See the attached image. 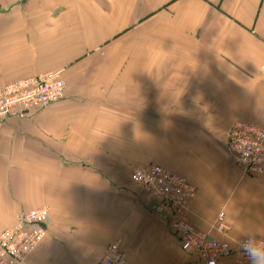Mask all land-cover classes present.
<instances>
[{"label": "crops", "instance_id": "crops-1", "mask_svg": "<svg viewBox=\"0 0 264 264\" xmlns=\"http://www.w3.org/2000/svg\"><path fill=\"white\" fill-rule=\"evenodd\" d=\"M263 59L264 0H0V87L66 82L61 101L0 120V233L43 206L26 264H97L115 238L131 264H204L132 181L150 163L195 184L196 228L232 244L264 230V173L228 147L235 122L264 127Z\"/></svg>", "mask_w": 264, "mask_h": 264}, {"label": "built area", "instance_id": "built-area-1", "mask_svg": "<svg viewBox=\"0 0 264 264\" xmlns=\"http://www.w3.org/2000/svg\"><path fill=\"white\" fill-rule=\"evenodd\" d=\"M262 75L264 77V59ZM65 90L66 82L59 70L10 82L0 87V120L18 109L30 111L57 103L64 98ZM228 147L235 164L246 174L264 173V127L244 121L235 122L228 132ZM131 179L171 208V226L182 249L195 262L219 264L224 259H231L235 264H249L240 249V243L246 237L232 244L196 228L190 222L188 214L197 195V187L185 176L170 167L150 163L133 168ZM50 223L47 207L22 212L13 226L0 233V264H26L35 250L43 248ZM215 228L221 232L229 228L223 211L218 215ZM98 264H131L120 239L107 245Z\"/></svg>", "mask_w": 264, "mask_h": 264}, {"label": "clouds", "instance_id": "clouds-1", "mask_svg": "<svg viewBox=\"0 0 264 264\" xmlns=\"http://www.w3.org/2000/svg\"><path fill=\"white\" fill-rule=\"evenodd\" d=\"M249 264H264V230L257 229L240 243Z\"/></svg>", "mask_w": 264, "mask_h": 264}, {"label": "rangeland", "instance_id": "rangeland-1", "mask_svg": "<svg viewBox=\"0 0 264 264\" xmlns=\"http://www.w3.org/2000/svg\"><path fill=\"white\" fill-rule=\"evenodd\" d=\"M172 169H173V168H172ZM174 170H176V169H174ZM176 171H177V170H176ZM177 172H178V171H177ZM116 239H120V238H115L114 240H116ZM114 240H113V241H114ZM120 240H121V239H120ZM111 242H112V241H111ZM111 242H110V243H111ZM121 244H122V242H121ZM103 254H104V253H103ZM126 254H127V253H126ZM101 258H102V257H101ZM127 258H128V257H127ZM100 260H101V259H100ZM99 262H100V261H99ZM99 262H98V263H99ZM98 263H97V264H98Z\"/></svg>", "mask_w": 264, "mask_h": 264}]
</instances>
